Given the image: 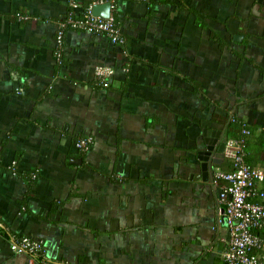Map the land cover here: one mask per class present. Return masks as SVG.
Returning <instances> with one entry per match:
<instances>
[{
	"label": "crops",
	"instance_id": "obj_1",
	"mask_svg": "<svg viewBox=\"0 0 264 264\" xmlns=\"http://www.w3.org/2000/svg\"><path fill=\"white\" fill-rule=\"evenodd\" d=\"M84 1L0 0V264H224L231 163L200 157L234 116L264 131V0H119L121 48L58 47Z\"/></svg>",
	"mask_w": 264,
	"mask_h": 264
},
{
	"label": "built area",
	"instance_id": "obj_2",
	"mask_svg": "<svg viewBox=\"0 0 264 264\" xmlns=\"http://www.w3.org/2000/svg\"><path fill=\"white\" fill-rule=\"evenodd\" d=\"M110 2V14L107 18L94 16L91 13L93 4L103 3L104 0L94 1L82 18L69 16L59 24L56 41L61 46L66 25L86 30L95 34L105 35L109 41L123 46L124 38L119 27L114 22L112 13L117 0ZM112 71L99 67L96 75L105 84ZM246 134L247 130H242ZM90 141L80 139L76 146L82 151L87 150ZM223 160L231 163L230 170L216 166L212 183L218 189L217 202L223 222L229 232V239L222 253L224 264H264V168L251 167L243 159L242 140L225 138L223 141ZM12 248L16 252L45 259L42 244L28 237L14 240Z\"/></svg>",
	"mask_w": 264,
	"mask_h": 264
},
{
	"label": "trees",
	"instance_id": "obj_3",
	"mask_svg": "<svg viewBox=\"0 0 264 264\" xmlns=\"http://www.w3.org/2000/svg\"><path fill=\"white\" fill-rule=\"evenodd\" d=\"M94 1H97V0H85L84 3L82 4V12L79 14H72L71 16L74 18H82L84 14L86 13L88 7ZM118 1L119 0L116 1L115 5H117ZM112 16H113V19L116 25L119 27V29H121L120 18H119L116 7L112 13ZM67 17H68L67 15L64 16L61 19V22L65 21ZM67 30L89 32L86 30L73 28L70 25L65 26L64 33ZM121 30H120V33H121ZM89 33H92V32H89ZM118 47L121 48V46H118ZM244 129L247 130L246 134L242 133V130ZM226 132H227V138L242 140L243 159L246 164H248L251 167L264 168V131L257 133L254 127L247 125L241 118L234 116L233 119L229 122ZM258 164L259 166H256Z\"/></svg>",
	"mask_w": 264,
	"mask_h": 264
},
{
	"label": "water",
	"instance_id": "obj_4",
	"mask_svg": "<svg viewBox=\"0 0 264 264\" xmlns=\"http://www.w3.org/2000/svg\"><path fill=\"white\" fill-rule=\"evenodd\" d=\"M91 13L94 16L107 18L110 14V2L104 1L100 4H93L91 7ZM206 144L205 150L202 152L203 155L200 157L202 171H205L210 163L219 165L223 162V142L219 143L217 146L214 141H206ZM218 192L219 191L217 190V193ZM227 239H229V232L227 233Z\"/></svg>",
	"mask_w": 264,
	"mask_h": 264
}]
</instances>
